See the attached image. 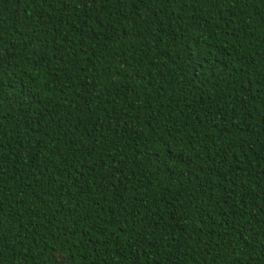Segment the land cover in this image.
<instances>
[{
    "label": "trees",
    "instance_id": "16d2710c",
    "mask_svg": "<svg viewBox=\"0 0 264 264\" xmlns=\"http://www.w3.org/2000/svg\"><path fill=\"white\" fill-rule=\"evenodd\" d=\"M264 264V0H0V264Z\"/></svg>",
    "mask_w": 264,
    "mask_h": 264
},
{
    "label": "snow or ice",
    "instance_id": "6c2138e0",
    "mask_svg": "<svg viewBox=\"0 0 264 264\" xmlns=\"http://www.w3.org/2000/svg\"><path fill=\"white\" fill-rule=\"evenodd\" d=\"M61 264H63V262H61Z\"/></svg>",
    "mask_w": 264,
    "mask_h": 264
}]
</instances>
